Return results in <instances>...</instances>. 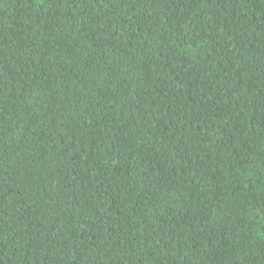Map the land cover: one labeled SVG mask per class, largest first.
<instances>
[{
  "label": "trees",
  "instance_id": "trees-1",
  "mask_svg": "<svg viewBox=\"0 0 264 264\" xmlns=\"http://www.w3.org/2000/svg\"><path fill=\"white\" fill-rule=\"evenodd\" d=\"M0 264H264V0H0Z\"/></svg>",
  "mask_w": 264,
  "mask_h": 264
}]
</instances>
